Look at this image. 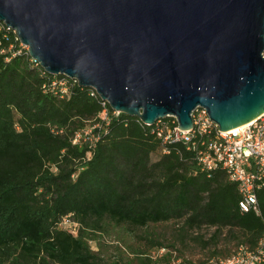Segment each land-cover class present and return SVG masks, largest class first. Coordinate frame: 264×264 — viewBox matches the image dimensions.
<instances>
[{
  "label": "trees",
  "instance_id": "obj_1",
  "mask_svg": "<svg viewBox=\"0 0 264 264\" xmlns=\"http://www.w3.org/2000/svg\"><path fill=\"white\" fill-rule=\"evenodd\" d=\"M12 45L20 46L15 33L0 29V264H168L172 250L180 264H204L152 237L157 255L141 250L135 260L103 261L90 240L109 221L146 232L176 221L183 244L217 246L226 231L238 245H258L264 183L261 214L243 212L239 185L226 171H203L183 142L164 153L154 126L126 113L112 114L95 144H74L78 131L100 121V99L79 83L65 93L51 91L52 76L29 55L13 56ZM66 217L79 225L76 233L61 226ZM205 225L215 228L209 238L193 234Z\"/></svg>",
  "mask_w": 264,
  "mask_h": 264
},
{
  "label": "water",
  "instance_id": "obj_2",
  "mask_svg": "<svg viewBox=\"0 0 264 264\" xmlns=\"http://www.w3.org/2000/svg\"><path fill=\"white\" fill-rule=\"evenodd\" d=\"M0 21L46 71L146 124L264 114V0H0Z\"/></svg>",
  "mask_w": 264,
  "mask_h": 264
},
{
  "label": "built area",
  "instance_id": "obj_3",
  "mask_svg": "<svg viewBox=\"0 0 264 264\" xmlns=\"http://www.w3.org/2000/svg\"><path fill=\"white\" fill-rule=\"evenodd\" d=\"M0 29L12 31L20 46L10 47L13 56L27 54L31 60L42 70L44 74H50L47 88L55 93L60 88L62 93L70 91L77 79L66 74H52L29 53V47L19 38L16 30L0 21ZM45 85V86H46ZM90 88V87H89ZM92 96L100 99L102 110L99 113L100 121L78 131L74 138V144L81 141H90L95 144L101 137V131L110 123L112 114L119 115L122 112L113 109L107 100L100 97L96 89L91 88ZM63 95V94H62ZM193 126L183 129L179 126L175 116H167L158 119L153 125V132L161 139L163 152H170L169 145L173 143H186L187 149L196 153V159L203 171L222 169L227 172L231 181L239 185L241 199L240 209L243 212H255L261 214L258 199V190L264 183V114L243 126L222 131L210 117L207 108L198 106L192 113ZM138 119L144 125L139 117ZM96 130H98L96 132ZM96 133H95V132ZM66 220V219H64ZM167 248L160 249V254ZM173 257L168 264H180L176 250H172ZM204 264H264V235L255 248L247 244H240L228 256L212 255L204 258Z\"/></svg>",
  "mask_w": 264,
  "mask_h": 264
},
{
  "label": "rangeland",
  "instance_id": "obj_4",
  "mask_svg": "<svg viewBox=\"0 0 264 264\" xmlns=\"http://www.w3.org/2000/svg\"><path fill=\"white\" fill-rule=\"evenodd\" d=\"M175 223L176 221H172L153 225L146 232L144 229L130 230L126 226H119L109 221L105 224L106 230L98 231L95 239L90 240V244L92 249L106 262L114 258L123 259L124 262L131 259L135 260L141 250H145L148 255H157V248L156 246H151L150 237L154 240L164 241L167 244L175 243L172 249H178L183 256L196 262L204 261V258L211 256L212 251L216 249L226 251L225 253L232 252L239 244L237 239L227 240L226 231H224L217 246L209 245L204 247L200 243L190 239H187L186 244H183L177 238V225ZM61 226L74 233L77 232L79 227L69 217H66ZM214 231V227L205 225L202 229H194L193 234L203 233L206 236L205 238H209ZM225 253H221V255H225Z\"/></svg>",
  "mask_w": 264,
  "mask_h": 264
},
{
  "label": "bare ground",
  "instance_id": "obj_5",
  "mask_svg": "<svg viewBox=\"0 0 264 264\" xmlns=\"http://www.w3.org/2000/svg\"><path fill=\"white\" fill-rule=\"evenodd\" d=\"M243 126V125H242Z\"/></svg>",
  "mask_w": 264,
  "mask_h": 264
}]
</instances>
